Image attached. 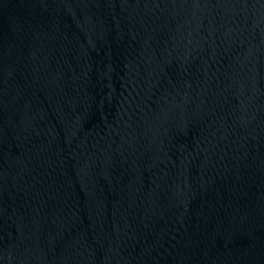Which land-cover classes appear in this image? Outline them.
Listing matches in <instances>:
<instances>
[{"label":"water","instance_id":"1","mask_svg":"<svg viewBox=\"0 0 264 264\" xmlns=\"http://www.w3.org/2000/svg\"><path fill=\"white\" fill-rule=\"evenodd\" d=\"M0 264H264V0H0Z\"/></svg>","mask_w":264,"mask_h":264}]
</instances>
